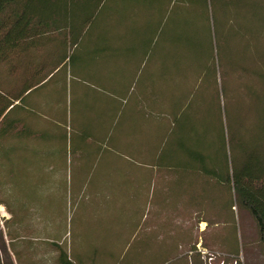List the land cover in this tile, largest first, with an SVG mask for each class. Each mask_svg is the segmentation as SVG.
<instances>
[{
	"label": "rangeland",
	"instance_id": "obj_1",
	"mask_svg": "<svg viewBox=\"0 0 264 264\" xmlns=\"http://www.w3.org/2000/svg\"><path fill=\"white\" fill-rule=\"evenodd\" d=\"M228 13L231 20L225 26L224 16L229 19ZM224 16L220 29L217 28L218 36L221 34L224 38L231 32L230 40L234 52L240 51L235 53L240 62L241 43L246 40L242 38V31L249 23L253 28L245 59L250 66L264 69V0H235V8ZM168 27L169 32L165 30L153 41L146 65L141 64L140 78L130 86L132 92L135 90L133 96L144 92L146 78L155 74L156 69L152 79L158 93L157 105L160 108L168 105L172 114L177 112L172 118L158 113L149 120L141 115V175L136 165H121L116 155L113 159L116 165L110 164L109 153L98 158L94 167L90 163L76 166L74 161L68 166L57 164L51 168L33 158L36 155L33 153L28 167L24 154L19 152L15 156L9 148L8 136L0 130V202L5 204L0 206V264H61L59 247L75 264H264V243L256 223L245 209L227 206L226 200L232 201L234 195L228 187L216 186L211 178L208 181L194 177L196 186L191 184L193 188H189V180L187 183V177L182 176L184 171L169 173L152 164L155 160L163 163L166 156L180 162L184 159L180 146L207 138L209 129L207 110L203 108V100L197 99L199 91L190 105L193 102L197 106L195 112L190 106L188 110H178L185 98L184 91L197 86L192 69L195 53L192 19L187 24L172 15ZM119 36L121 40L115 42ZM140 36L141 46L137 45L130 65L125 53L93 59V51L89 50L94 45L86 46L91 41L89 37L75 51L69 50L73 59H67L68 64L55 72L54 79L42 89L44 112L54 116L50 113L51 105L57 103V108L64 109L68 118L75 116V86L100 89V78L94 75L103 71L105 78L101 82L112 85L114 81H128L150 37L136 34L134 29L110 35L111 43L122 52L139 44ZM96 37H92L93 43L102 45ZM60 49L61 53L65 51L64 44ZM84 65L91 66L95 72L82 70L80 67ZM249 84L257 86L258 82L251 76L232 75L229 80L230 123L236 129L237 142L264 163L261 142L264 140V92L260 89L261 96L249 104L246 94ZM53 86H59L57 97L52 96ZM122 118L115 131L122 128ZM47 119L45 126H52L54 121ZM213 122L217 123L218 119L213 118ZM243 126L249 128L246 135H243ZM165 161L170 162L171 158ZM127 173L131 174L129 179L123 176ZM84 180L87 182H80ZM138 191H141L140 198H137ZM201 220H206L204 229H201Z\"/></svg>",
	"mask_w": 264,
	"mask_h": 264
},
{
	"label": "trees",
	"instance_id": "obj_2",
	"mask_svg": "<svg viewBox=\"0 0 264 264\" xmlns=\"http://www.w3.org/2000/svg\"><path fill=\"white\" fill-rule=\"evenodd\" d=\"M234 8L235 0H0V130L9 131L10 116L18 111L16 126L19 132H25V119L22 116L29 105L28 98L32 95L35 98L44 95L42 89L54 79L55 72L68 64L67 59H73L69 50L73 48L75 51L81 47L85 38L89 37L91 40L87 43V48L94 45L89 50L90 53L93 51L91 53L93 59L98 56L112 58L125 53L126 61L130 65V60L136 55L135 51L141 46V36L139 44L127 47L124 49L125 52H122L117 45L111 43L110 35L112 33L121 35L134 29L136 34L142 33V36L150 37V41L147 40L148 45L145 43L142 59L140 58L134 71L128 75L129 86L126 84L127 81L121 83V80H118L114 81V87H109V84L100 81L105 78L104 71L94 75L100 78L98 84L101 89L113 88L115 93L126 95L129 87L140 78L141 64L146 65V59L151 51L150 46L155 38L170 31L168 23L171 16H176L178 20H184L187 24L191 18L195 39L192 69L197 86L193 90L191 87L184 91L185 98L178 110H188L199 91L200 97L197 99L203 100V108L208 113V135L207 138L202 137L196 142H191V146L189 144L180 146L184 152L182 155L184 159L180 162L166 156L167 158L161 161L163 163L155 160L152 164L169 173L176 170L184 171L182 176L187 177V183L189 180V188H193L191 184L197 181L194 177L197 179L204 177L208 181L213 179L216 186L228 187L234 195L232 201L229 198L226 200L227 206L230 205V209L233 206L245 209L254 219L260 239L264 243V163L237 142L236 129L230 123L232 107L229 102L232 95L229 80L232 75L236 78L251 76L258 82L257 86L247 85L249 90L246 94L249 96L250 104L253 98L261 96L260 89L264 92V69L252 67L246 62L253 28L249 23L246 24L248 28L245 30L243 28L242 31V38L246 40H242L241 43L243 47L240 50L243 56L240 62L237 54L235 55L240 51L234 52L233 41L230 40L231 32H227L224 38L221 34L218 36L217 28L221 23V17ZM227 16L229 19L224 16L225 26L231 20L229 13ZM94 35L97 36V40L102 41V45L93 43ZM120 40L121 36L115 42ZM63 44L65 51L61 53L60 48ZM80 68L88 73L95 72L91 66L84 65ZM70 72L72 75L73 67ZM154 72L150 78H146L148 80L145 90L141 92L142 118L149 120L158 113L163 114V117L172 118L177 112L172 114L168 105L162 108L157 105L158 93L152 79L155 78L157 70ZM123 77L124 74L120 78ZM246 84L248 83L245 82ZM57 87L59 86H53L55 92ZM221 97L223 105L220 102ZM15 100H19V103L15 104ZM56 104L51 105L50 113L54 116L49 115V120L54 121L53 127L42 123L43 115L48 116V113L44 112L46 109H43V103L35 101L33 104L34 127L40 129L44 124L43 139L47 141L60 139V129L62 131L65 129L59 122L63 123L67 114L64 109L59 110ZM55 106L57 110L54 109ZM190 107L192 112L196 111L197 106L193 102ZM213 118L218 119V122L214 123ZM248 129L246 126L242 127L243 135L248 134ZM49 131L54 132L55 136L49 135ZM65 141L67 142L66 138L64 143ZM261 142L264 143V140ZM52 153L53 156L57 155V152ZM170 158V162L165 161ZM59 248L60 263L75 264L68 253L61 249L62 247Z\"/></svg>",
	"mask_w": 264,
	"mask_h": 264
},
{
	"label": "crops",
	"instance_id": "obj_3",
	"mask_svg": "<svg viewBox=\"0 0 264 264\" xmlns=\"http://www.w3.org/2000/svg\"><path fill=\"white\" fill-rule=\"evenodd\" d=\"M121 83H124V81L122 80ZM126 84L129 86L128 81ZM109 87H114V84H109ZM93 88L87 90L82 85L75 86L74 91L77 100L75 116L68 118L67 115L66 119L62 121L63 123L59 122L65 129L59 132L61 134V136L59 134L60 139H54V141L43 139L44 124L40 129L34 127L33 104L35 101L43 103L41 102L42 97L35 98L32 95L28 98L29 105L26 106L22 116L25 119V132H19L16 126L19 116L18 111L13 112L10 116L9 131L2 132L3 135L8 136L9 148L14 151L15 156H18L19 152L24 154L27 166L30 161L32 162L30 158L34 153L36 155L33 158L37 157L40 163L44 162L46 167L49 168L57 166V164L68 166L69 163L74 161L76 166L90 163L94 167L99 162L98 158L109 153L112 159H110V164L116 165V160L113 159L118 156L121 159V165L125 163L128 166L130 163L134 164L139 169L137 173L141 175V91L133 96L135 90L132 92V89L126 95H123L115 93L113 88L106 90L101 88L95 90V87ZM55 94L56 92L52 96L54 97ZM130 100H134L135 103L132 102L133 106H131ZM18 103L19 100H15V104ZM12 107L13 105L10 106V108ZM88 112L91 113L89 118ZM96 112H100L102 118L97 116L99 113L96 114ZM47 118H50L49 115H43L42 123H45L44 120ZM119 118L124 120L123 126L120 130L115 131ZM73 121L74 124H72ZM12 123L14 124L13 127ZM49 135L53 137L55 133L49 131ZM63 137L67 139V142L64 143L65 138L63 139ZM51 152H57V155L50 157L49 153ZM58 158L63 160L59 162ZM46 161L47 163H45ZM123 176L129 179L131 174L127 173ZM73 177L72 175V182H75ZM86 180L80 182L85 183ZM137 193V198H140L141 191ZM3 205L5 204L0 202V206ZM200 223L202 225L201 229L207 226L206 220H201Z\"/></svg>",
	"mask_w": 264,
	"mask_h": 264
}]
</instances>
